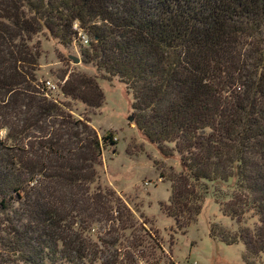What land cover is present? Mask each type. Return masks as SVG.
Segmentation results:
<instances>
[{
    "label": "trees",
    "instance_id": "16d2710c",
    "mask_svg": "<svg viewBox=\"0 0 264 264\" xmlns=\"http://www.w3.org/2000/svg\"><path fill=\"white\" fill-rule=\"evenodd\" d=\"M42 30L63 45L85 33L82 59L117 76L138 130L163 156L175 151L169 215L197 212L188 179L232 185L223 214L258 223L219 239L241 241L242 260L255 264L264 252V0H0V244L21 264L47 255L86 264L97 256L85 231L95 210L109 218L111 194L88 183L102 141H113L46 95L33 40ZM60 78L64 97L100 104L93 76L65 68Z\"/></svg>",
    "mask_w": 264,
    "mask_h": 264
},
{
    "label": "rangeland",
    "instance_id": "374dc122",
    "mask_svg": "<svg viewBox=\"0 0 264 264\" xmlns=\"http://www.w3.org/2000/svg\"><path fill=\"white\" fill-rule=\"evenodd\" d=\"M33 40L40 50L36 74L54 83L53 88L46 87V95L68 101L73 115L86 118L99 137L106 134L113 141H102L98 178L88 183L90 191L108 189L111 194L107 201L109 218L103 219L101 209L95 210L85 231L97 256L86 264H246L241 258V241L225 243L219 239V235L234 234L241 226L250 228L258 223L255 214H246L239 221L223 214L222 203L231 199L232 185L188 179V188L199 196L197 212L188 220L182 212L169 215L170 177L177 175L181 166L175 151L169 148L172 155L163 156L135 126L136 110L131 108V95L124 84L117 76H105L93 62L83 60V43L73 40L63 45L46 30L36 33ZM69 55L79 60L74 62ZM65 68L93 76L102 96L98 106H86L62 95L59 85L67 73L62 78L60 74ZM165 146L171 147L172 142ZM211 226L216 236L210 234ZM11 254L0 244V264H21L13 261ZM48 256L42 264H68ZM254 262L264 264V252L255 256Z\"/></svg>",
    "mask_w": 264,
    "mask_h": 264
},
{
    "label": "built area",
    "instance_id": "2783aa9c",
    "mask_svg": "<svg viewBox=\"0 0 264 264\" xmlns=\"http://www.w3.org/2000/svg\"><path fill=\"white\" fill-rule=\"evenodd\" d=\"M74 28H77L76 23H74ZM78 34L80 36L81 43L86 44L88 40H87V36L85 35V33L80 31ZM44 84L48 88L49 87H52V88L54 87V83H52L49 79H44Z\"/></svg>",
    "mask_w": 264,
    "mask_h": 264
},
{
    "label": "water",
    "instance_id": "95a60500",
    "mask_svg": "<svg viewBox=\"0 0 264 264\" xmlns=\"http://www.w3.org/2000/svg\"><path fill=\"white\" fill-rule=\"evenodd\" d=\"M69 57H71L72 61L74 62H77L79 60L78 57L75 55H69ZM131 118H132L131 116H128V119H131Z\"/></svg>",
    "mask_w": 264,
    "mask_h": 264
}]
</instances>
